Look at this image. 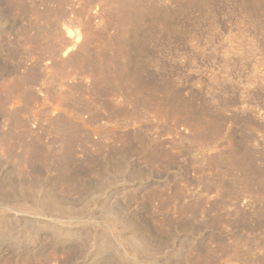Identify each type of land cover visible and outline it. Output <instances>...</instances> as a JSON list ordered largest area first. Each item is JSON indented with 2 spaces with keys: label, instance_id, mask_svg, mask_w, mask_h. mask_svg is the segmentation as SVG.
Masks as SVG:
<instances>
[{
  "label": "rangeland",
  "instance_id": "rangeland-1",
  "mask_svg": "<svg viewBox=\"0 0 264 264\" xmlns=\"http://www.w3.org/2000/svg\"><path fill=\"white\" fill-rule=\"evenodd\" d=\"M0 264H264V0H0Z\"/></svg>",
  "mask_w": 264,
  "mask_h": 264
},
{
  "label": "bare ground",
  "instance_id": "bare-ground-1",
  "mask_svg": "<svg viewBox=\"0 0 264 264\" xmlns=\"http://www.w3.org/2000/svg\"><path fill=\"white\" fill-rule=\"evenodd\" d=\"M68 35L70 36L71 34L70 33H68ZM79 40V37H77L76 39H75V41H78ZM77 43V42H76ZM67 51H68V49H67Z\"/></svg>",
  "mask_w": 264,
  "mask_h": 264
}]
</instances>
